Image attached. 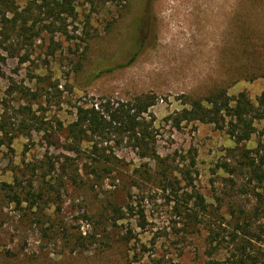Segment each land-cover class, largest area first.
Instances as JSON below:
<instances>
[{
  "label": "rangeland",
  "instance_id": "374dc122",
  "mask_svg": "<svg viewBox=\"0 0 264 264\" xmlns=\"http://www.w3.org/2000/svg\"><path fill=\"white\" fill-rule=\"evenodd\" d=\"M13 1L21 8L29 0ZM75 5V18L56 22L33 46L10 50L4 47L10 42L0 43V124L6 121L13 135L0 144V181H20L30 191L20 197L42 207L31 212L26 199L0 201V250L17 253L0 255V264H203L212 221H227L230 209L253 206L264 221V209L244 176L232 178L217 166L234 164L241 150L225 130L200 121L175 126L173 118L188 98L218 88L230 98L244 92L257 106L264 88V0H144L142 8L140 0H75ZM36 76H48L58 88L43 90ZM28 88L49 93L29 100ZM143 93L156 98L147 119H153L157 157L140 159L129 146L112 144L127 162L119 174L137 182L132 198H126L123 182L93 185L83 171L82 182L72 183L68 174L88 162L89 143L75 144L59 131L58 121L64 127L73 121L84 101ZM28 104L31 112L24 114L20 108ZM32 116L52 127L57 145H49L41 131L25 135L20 122L30 123ZM255 127L244 147L264 153V120ZM3 135L0 128V139ZM163 169L170 181L159 175ZM190 193L202 195L207 211L199 210ZM106 200L117 208L107 203L104 209ZM196 212L203 222H189L187 214ZM51 221L54 227L44 235ZM62 227L83 237L74 252ZM224 256V249L215 255Z\"/></svg>",
  "mask_w": 264,
  "mask_h": 264
},
{
  "label": "trees",
  "instance_id": "16d2710c",
  "mask_svg": "<svg viewBox=\"0 0 264 264\" xmlns=\"http://www.w3.org/2000/svg\"><path fill=\"white\" fill-rule=\"evenodd\" d=\"M140 2V8H142L144 0H140ZM75 16V0H29L21 8L13 0H0V43L10 42L9 48L4 45L6 49L10 50L21 46L31 47L35 40L40 38L43 32H47L51 26L53 27L56 22L68 17L75 18ZM53 42L52 37H50V44ZM54 50V46L49 45L48 53L52 54ZM95 73L94 76L100 74ZM262 77L264 79V72ZM36 78L38 82L43 83V90L46 86L58 88L57 83L49 81L48 76H36ZM47 93L49 92L45 90L44 93L39 94L38 91L28 88L24 95L29 100H35ZM155 101V95L151 93L139 94L128 100L106 97L84 101L76 106L73 121L65 127L58 121L59 131L66 133L75 144L89 143L88 154L85 156L88 162L83 163L80 168L76 166L68 174L70 181L75 185L82 182L81 171L87 175V180L91 181L93 185H101L106 180H110V182L121 181L129 188L126 192V198H132L130 189L135 187L137 182L130 179L129 176L119 174L127 162L114 153L112 144L113 146L123 144L129 146L140 159H155L158 155L156 133L152 128L153 119H147L150 116L149 108L154 105ZM183 104L185 105L183 109L173 118L175 126H179L182 120L200 121L213 124L217 129L225 130L241 150L234 164L229 161H222L217 163V166L229 173L232 178L244 176L246 182L250 187L252 186L254 200L258 201L260 208L264 209V153H260L259 149L252 150L244 147V144L256 130L255 121L264 120V88L257 97V106L246 93L239 92L235 98H230L224 88L210 91L204 96L188 98ZM20 111L24 114L30 113V104L22 106ZM29 119L31 120L30 123L20 122V125H26L25 127L28 129L25 132L27 137L31 136L30 129L36 132L41 131L43 132L42 137L47 140L49 145L58 144V139L54 138L53 135L54 130L52 127L49 130L46 121L38 120L34 116ZM6 126V121L0 124L4 134L3 138L0 139V144L7 140L10 141L13 137L5 129ZM160 174L170 181L167 170L163 169ZM147 176L149 177V175ZM232 178L230 177L229 180L232 181ZM19 187H22L20 181L15 182V184L0 181V201L7 200L20 204L26 199L29 201L27 208L31 209V212H42L40 211L42 207L36 203V199L20 197L19 193H25L26 188L19 189ZM27 187H33L31 180L28 181ZM260 187L262 191L256 189ZM49 190L51 191V189ZM26 192L29 193L30 191L27 190ZM109 196H112L114 200L116 199L113 195ZM189 198H194V203L201 212L207 211L208 205L202 195L190 193ZM107 203L110 206L112 204L106 200V203H102L104 209L109 208ZM111 207L112 210H115L117 205L114 203ZM126 207L130 208V204L126 203ZM229 212L231 216L229 220L215 223L212 221L208 225L203 264H264V221H261L258 215L259 207L253 206L251 210L230 209ZM23 216L28 217V213L24 212ZM41 216H46V213H41ZM187 216L190 218L189 222H203L205 220V218H198L197 212L195 214L189 213ZM84 217L91 221L88 215H84ZM107 218L109 220V217ZM110 218V220H114L113 215ZM33 220L39 221L40 217L38 216ZM96 223H100L99 219ZM53 227L54 223L51 221L49 227L44 228L43 234L48 235L46 231ZM60 232L66 237L67 242L75 244L70 248V252H74L75 247L82 244L83 237L79 235L75 237L65 227H62ZM52 234L58 235L56 231ZM93 236V234L90 235L89 239ZM222 249L225 250V256L216 258V253ZM0 255L2 258H15L17 253L3 248L0 250Z\"/></svg>",
  "mask_w": 264,
  "mask_h": 264
},
{
  "label": "bare ground",
  "instance_id": "6f19581e",
  "mask_svg": "<svg viewBox=\"0 0 264 264\" xmlns=\"http://www.w3.org/2000/svg\"><path fill=\"white\" fill-rule=\"evenodd\" d=\"M195 16V15H194ZM188 36V35H187ZM193 38V37H192ZM189 56V55H188Z\"/></svg>",
  "mask_w": 264,
  "mask_h": 264
}]
</instances>
